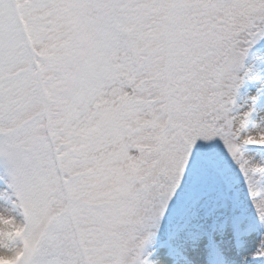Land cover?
<instances>
[{"label":"snow or ice","instance_id":"snow-or-ice-1","mask_svg":"<svg viewBox=\"0 0 264 264\" xmlns=\"http://www.w3.org/2000/svg\"><path fill=\"white\" fill-rule=\"evenodd\" d=\"M0 264H264V0H0Z\"/></svg>","mask_w":264,"mask_h":264}]
</instances>
